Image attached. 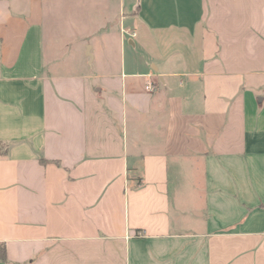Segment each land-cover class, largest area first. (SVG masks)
Listing matches in <instances>:
<instances>
[{
  "label": "crops",
  "instance_id": "1",
  "mask_svg": "<svg viewBox=\"0 0 264 264\" xmlns=\"http://www.w3.org/2000/svg\"><path fill=\"white\" fill-rule=\"evenodd\" d=\"M0 243L264 264V0H0Z\"/></svg>",
  "mask_w": 264,
  "mask_h": 264
},
{
  "label": "trees",
  "instance_id": "2",
  "mask_svg": "<svg viewBox=\"0 0 264 264\" xmlns=\"http://www.w3.org/2000/svg\"><path fill=\"white\" fill-rule=\"evenodd\" d=\"M0 261L2 262L7 261V249L3 243H0Z\"/></svg>",
  "mask_w": 264,
  "mask_h": 264
},
{
  "label": "built area",
  "instance_id": "3",
  "mask_svg": "<svg viewBox=\"0 0 264 264\" xmlns=\"http://www.w3.org/2000/svg\"><path fill=\"white\" fill-rule=\"evenodd\" d=\"M152 88H153V87H152V84H148V85H147V90H152Z\"/></svg>",
  "mask_w": 264,
  "mask_h": 264
}]
</instances>
